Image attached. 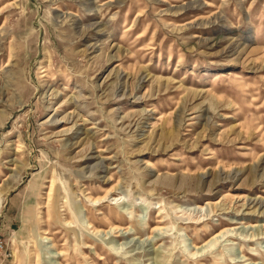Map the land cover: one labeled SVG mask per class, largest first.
<instances>
[{"label": "rangeland", "instance_id": "rangeland-1", "mask_svg": "<svg viewBox=\"0 0 264 264\" xmlns=\"http://www.w3.org/2000/svg\"><path fill=\"white\" fill-rule=\"evenodd\" d=\"M0 264H264V0H0Z\"/></svg>", "mask_w": 264, "mask_h": 264}, {"label": "bare ground", "instance_id": "bare-ground-1", "mask_svg": "<svg viewBox=\"0 0 264 264\" xmlns=\"http://www.w3.org/2000/svg\"><path fill=\"white\" fill-rule=\"evenodd\" d=\"M250 228H251V227H250ZM223 234H224V232H222V233L216 235L214 238H220V237H222ZM204 246H206V244H205Z\"/></svg>", "mask_w": 264, "mask_h": 264}]
</instances>
